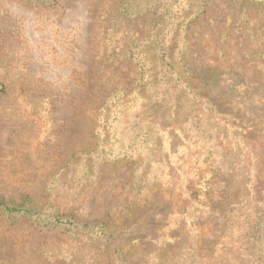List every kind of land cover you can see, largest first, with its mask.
I'll use <instances>...</instances> for the list:
<instances>
[{"label": "rangeland", "instance_id": "1", "mask_svg": "<svg viewBox=\"0 0 264 264\" xmlns=\"http://www.w3.org/2000/svg\"><path fill=\"white\" fill-rule=\"evenodd\" d=\"M55 1L0 0L12 34L0 51V196L38 199L48 183L49 201L75 222L0 220V250L15 264H264V64L237 10L206 0L170 44L184 50L186 74L218 73L211 88L187 77L193 93L149 52L115 56L116 44L148 34L147 0H133L122 22L123 0ZM131 214L147 216L148 237L125 224ZM102 225L124 244V263Z\"/></svg>", "mask_w": 264, "mask_h": 264}, {"label": "trees", "instance_id": "2", "mask_svg": "<svg viewBox=\"0 0 264 264\" xmlns=\"http://www.w3.org/2000/svg\"><path fill=\"white\" fill-rule=\"evenodd\" d=\"M172 2V6H168L166 10L161 8V5L156 3L155 0H147L146 8L143 10L151 12V17L153 20L151 21V27L148 31V34L136 41H123L121 47L116 44L119 49L118 54H115L116 57L124 59H130L134 61H138L141 53L149 52L152 56V60L154 64L156 62L161 61V67H167L171 73L174 74L175 78L179 80H184L183 86L185 90L192 91L193 93H197L198 91L194 89H190V82L187 77H193L192 79H197L202 83L204 87L211 88L215 83V78L217 76V72H201L195 73V70H192L190 74H186L185 63L182 60L184 50L181 52L176 50V47H170V44L176 42L177 38L184 37L187 34V28L190 23L194 22L197 18L202 16L206 11V0H170ZM228 4L237 10L238 20L245 26L246 32L250 33L258 42L259 50H258V58L262 64H264V0H226ZM23 4L34 6V7H53L56 4L55 0H21ZM132 4H135L133 0H123L122 3L116 8V12L114 14L115 20L120 19L125 20V18L129 19L131 16L134 17V12L129 13L127 9L131 7ZM158 5V6H157ZM157 6V8H156ZM170 12L168 10L170 9ZM176 7L179 15L174 18L172 21V9ZM189 19V20H187ZM181 21H186V25L181 24ZM119 21V23H121ZM8 26L0 25V51L3 49L5 45V38H10L11 32L7 31ZM8 32V34H7ZM168 42L167 46L165 43ZM186 41L182 43V46L186 47ZM175 50L177 58L175 57ZM1 53V52H0ZM166 72V71H165ZM183 77V78H182ZM193 88V87H192ZM5 94L4 87L0 85V98ZM198 101L200 104L209 105L211 107L209 110H214L212 107H215V102L208 96L198 95ZM223 96V95H221ZM104 107V106H103ZM99 106L97 110L103 108ZM100 110V112H101ZM100 115V114H99ZM209 117L208 115H206ZM103 130V129H102ZM51 187L47 183L43 189L42 195L38 199H32L30 195L23 194L17 197L15 200H5L0 196V220H5L8 224H13L18 222L20 224H27L37 230H48V229H57L62 230L65 227L74 226L75 215L73 213L61 214L59 213V209L55 207L49 201V194ZM154 199L158 198V195L153 197ZM152 208L149 209V213H151ZM131 217V218H130ZM135 215H129V220L125 224H129L137 227L138 233H145L146 237L149 236L144 223L146 222L144 219L147 217L145 215L142 216V219H137L135 221ZM124 224V225H125ZM139 225V226H138ZM78 228V226H75ZM87 227V226H85ZM97 232L101 237L106 238L104 240V244H106V248L110 250L111 253L116 254L117 258H120L124 263L125 252L119 256L117 251V247L124 246V244L120 240H115L113 242L107 241V237H111V230H106L105 226H96ZM112 231H115L113 228ZM108 233V234H107ZM172 241H177L179 239L178 236H171ZM145 237L139 238L138 241H143ZM116 242V243H114ZM199 242H202V239L199 236ZM109 245L107 246V244ZM201 244V243H200ZM128 255V254H126ZM199 257V254H197ZM192 256L195 257L196 253L192 252ZM0 264H15L13 261V254L9 251V248H5L4 251L0 250Z\"/></svg>", "mask_w": 264, "mask_h": 264}]
</instances>
